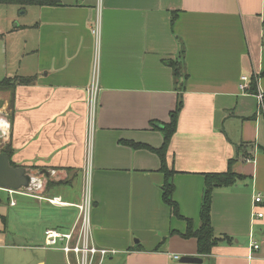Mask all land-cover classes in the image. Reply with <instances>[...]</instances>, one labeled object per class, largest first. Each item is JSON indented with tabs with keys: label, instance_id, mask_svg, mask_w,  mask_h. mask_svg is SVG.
Wrapping results in <instances>:
<instances>
[{
	"label": "crops",
	"instance_id": "0c3cea01",
	"mask_svg": "<svg viewBox=\"0 0 264 264\" xmlns=\"http://www.w3.org/2000/svg\"><path fill=\"white\" fill-rule=\"evenodd\" d=\"M58 1L20 6L22 16L0 22L3 79H35L16 87L8 112L12 161L48 181H68L44 191L64 201L57 189L74 185L82 189L81 201L89 167L93 240L116 251L102 264H182L184 256L201 264H264V216H253L264 214V205L253 208L256 194H264V112L257 96L240 89L243 76L264 72V0ZM182 49L184 106L167 152L180 214L197 229L205 175L225 173L235 160L232 170L243 177L214 191V231L232 242L219 244L209 257L197 253L195 239L180 235L186 223L163 203L159 157L122 143L162 146L153 125L169 123L176 107L179 92L168 63L180 60ZM258 90L264 94V77ZM11 97L0 91L2 109ZM17 197L15 206L9 204L13 215L0 208L6 217V223L0 219V264H67L63 253L44 247L45 230H60L48 225H61L51 208L61 207ZM10 220L21 222L19 230H8Z\"/></svg>",
	"mask_w": 264,
	"mask_h": 264
},
{
	"label": "trees",
	"instance_id": "16d2710c",
	"mask_svg": "<svg viewBox=\"0 0 264 264\" xmlns=\"http://www.w3.org/2000/svg\"><path fill=\"white\" fill-rule=\"evenodd\" d=\"M59 4L58 0H0V5H17L21 7L27 6H56ZM175 15V14H174ZM176 16L172 18V25L175 23ZM1 37V35H0ZM185 51L181 50L180 60L170 61L168 64L172 68L173 77L175 80L176 89L179 92L177 96V103L174 111L170 115V122L164 125H153L154 129L159 130L163 135V144L159 149H155L145 144H138L135 142H122L125 146H128L134 150H148L155 153L161 162L160 171L165 177L164 184L162 186V200L163 203L169 207L174 217L186 223V232L180 234L184 239H195L197 241V253L202 257H209L213 249L219 246L223 242H232V239L228 236H218L213 228L212 223V206H213V194L216 189L226 188L234 186L239 180L243 179L242 176L233 172L232 165L235 160H230L229 169L225 173H209L205 175L204 191L202 196V205L200 211V226L195 229L192 219L186 218L180 214L179 206L174 200L175 184L174 176L175 171L170 170L167 164V152L169 150L171 140L177 132L178 121L180 113L184 106L183 92L185 91V81L188 78L183 66V57ZM264 77V72L259 77L252 76L249 80V88L246 93L257 96L258 80ZM35 79L31 77H15L14 79L5 78L0 81V91L10 92L12 97L10 100V109L13 107L14 92L17 86L32 85ZM264 98V94H263ZM264 112L263 108L260 109ZM0 154L6 155L11 163V166L17 168L18 166L12 161L14 155V149L10 136L7 138V143L3 149L0 150ZM69 184V182L54 183L48 181L46 191H50L56 186H63ZM3 223H6V217H1ZM173 234H179L173 232ZM164 243V242H163ZM161 246V245H160ZM160 247L157 248V250Z\"/></svg>",
	"mask_w": 264,
	"mask_h": 264
},
{
	"label": "built area",
	"instance_id": "2783aa9c",
	"mask_svg": "<svg viewBox=\"0 0 264 264\" xmlns=\"http://www.w3.org/2000/svg\"><path fill=\"white\" fill-rule=\"evenodd\" d=\"M96 38H99V29L96 28L92 31ZM249 88V78L247 76L242 77V84L240 89L243 92ZM259 102V110H264V98L263 94L257 95ZM97 103V88L93 86L89 91V107L91 108V117H94ZM0 145L7 140L11 130V123L8 119L7 113L3 114L0 110ZM30 173V171H29ZM31 175V182L27 188L20 190L12 189H0L6 192L10 199L11 205L15 206L16 202L14 196H24L37 199L39 201L46 202L55 207L61 208H75L78 212L75 221L67 231H61L58 229H46L44 232V247L54 251L63 253L66 258L67 264H102L103 261L109 256L115 255L116 251L113 249L101 248L95 245L92 236V210H93V198L91 193V177L90 170L87 167L84 175L82 198L79 203H69L63 200L62 197L45 196L46 185L48 180L45 174ZM264 205V194L259 193L254 197L253 208ZM255 213V214H254ZM253 216L256 218H263L264 214L254 212ZM251 246L253 250H258L259 245L256 242H252ZM179 260V257H175Z\"/></svg>",
	"mask_w": 264,
	"mask_h": 264
},
{
	"label": "rangeland",
	"instance_id": "374dc122",
	"mask_svg": "<svg viewBox=\"0 0 264 264\" xmlns=\"http://www.w3.org/2000/svg\"><path fill=\"white\" fill-rule=\"evenodd\" d=\"M19 9H20V6H17V5H0V22H1L2 26L7 25L10 18L20 17V15L22 13H24L23 10L20 11ZM4 43L5 42L3 40H0V81L3 80L4 76H6V75H4V68H3V65L7 61V59L5 58V56L3 54ZM7 55H8V59H9L8 65H9L10 69H12L13 65H11L12 60H11V55H10V46H9V50H8ZM2 106L3 105L0 103V110L2 111L3 114L7 113L8 119L10 121V116H9L10 113L8 114L10 108H8V110H4V109H2L3 108ZM8 107H10V104L8 105ZM4 147L5 146L1 144L0 150L3 149ZM46 187H47V185H46ZM59 191H61L64 194L63 197L66 201H70V202H76L77 201V203H78L79 202L78 201L79 194H80V191H82V189H81V187L74 185L73 187H68V188H64L61 190L57 189V194ZM14 197L17 198L18 200L21 198V197H17V196H14ZM0 199H1L0 208H4V207L9 208L10 214L13 215L14 212L16 211V209L9 207V204L11 203V200L9 201V195L6 192L0 190ZM29 202L32 203V202H34V200L29 201ZM44 203H46V202H44ZM46 205H48V204L46 203ZM20 206H21V203L19 202V207L17 209H19ZM51 210H52L53 214L56 216L57 221L60 222L61 225H57V223H56L55 225H48V226L50 228H59L60 230H66V228H68V226H71V224H73V222L75 221L77 214H78V212L75 208H61V209H57V208L52 209L51 208ZM33 212H35V211H33ZM21 225L22 224H21V222L19 223V221L17 222V221H11L10 220V223L8 225V230L9 231L19 230ZM60 227H64V228L62 229Z\"/></svg>",
	"mask_w": 264,
	"mask_h": 264
},
{
	"label": "water",
	"instance_id": "95a60500",
	"mask_svg": "<svg viewBox=\"0 0 264 264\" xmlns=\"http://www.w3.org/2000/svg\"><path fill=\"white\" fill-rule=\"evenodd\" d=\"M31 182V175L24 167L14 168L6 155L0 154V189L20 190L27 188ZM182 264H201L198 257H182Z\"/></svg>",
	"mask_w": 264,
	"mask_h": 264
},
{
	"label": "bare ground",
	"instance_id": "6f19581e",
	"mask_svg": "<svg viewBox=\"0 0 264 264\" xmlns=\"http://www.w3.org/2000/svg\"><path fill=\"white\" fill-rule=\"evenodd\" d=\"M1 122V121H0Z\"/></svg>",
	"mask_w": 264,
	"mask_h": 264
}]
</instances>
